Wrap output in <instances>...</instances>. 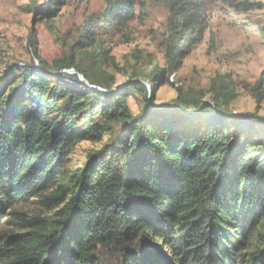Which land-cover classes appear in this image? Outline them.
<instances>
[{"label": "trees", "instance_id": "trees-1", "mask_svg": "<svg viewBox=\"0 0 264 264\" xmlns=\"http://www.w3.org/2000/svg\"><path fill=\"white\" fill-rule=\"evenodd\" d=\"M136 2L106 0L81 34L87 47L97 28L112 33L135 20ZM168 8L173 73L202 40L206 7L169 0ZM41 63L0 77V224L35 200L58 210L0 235V264H264V116L227 113L217 100L154 106L150 94L134 116L128 100L139 81L111 91L93 86L73 57ZM71 69L88 83L61 72ZM162 73L149 78L154 90ZM106 136L68 178L78 145Z\"/></svg>", "mask_w": 264, "mask_h": 264}, {"label": "rangeland", "instance_id": "rangeland-1", "mask_svg": "<svg viewBox=\"0 0 264 264\" xmlns=\"http://www.w3.org/2000/svg\"><path fill=\"white\" fill-rule=\"evenodd\" d=\"M203 1L202 40L171 73L166 49L178 35L168 23L169 0H137L136 19L112 33L97 28L93 47H87L81 34L92 17L104 13L106 0H66L50 16L40 12L49 10L51 0H0V77L12 67L40 69L41 61L50 66L73 57L90 75L93 86L103 84L116 91L136 81L142 83L144 88L132 89L128 100L134 116L149 94L154 106L179 101L194 110L197 104L217 100L227 113L264 116V0ZM161 71L163 85L154 90L149 78ZM61 72L88 83L74 69ZM114 129L117 132L119 127ZM107 139L79 144L68 165V178ZM57 210L44 209L36 200L16 205L1 222L0 235L17 232L36 219L54 218ZM251 244L244 251L248 260L256 249Z\"/></svg>", "mask_w": 264, "mask_h": 264}]
</instances>
